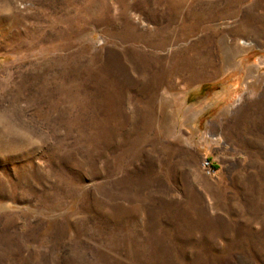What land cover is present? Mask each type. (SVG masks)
I'll return each mask as SVG.
<instances>
[{
  "label": "rangeland",
  "instance_id": "374dc122",
  "mask_svg": "<svg viewBox=\"0 0 264 264\" xmlns=\"http://www.w3.org/2000/svg\"><path fill=\"white\" fill-rule=\"evenodd\" d=\"M0 264H264V0H0Z\"/></svg>",
  "mask_w": 264,
  "mask_h": 264
},
{
  "label": "built area",
  "instance_id": "2783aa9c",
  "mask_svg": "<svg viewBox=\"0 0 264 264\" xmlns=\"http://www.w3.org/2000/svg\"><path fill=\"white\" fill-rule=\"evenodd\" d=\"M204 169L208 175H213L216 173V169L214 168L212 162L209 160H205Z\"/></svg>",
  "mask_w": 264,
  "mask_h": 264
},
{
  "label": "trees",
  "instance_id": "16d2710c",
  "mask_svg": "<svg viewBox=\"0 0 264 264\" xmlns=\"http://www.w3.org/2000/svg\"><path fill=\"white\" fill-rule=\"evenodd\" d=\"M213 166H214L215 169H217V166L216 165L213 164Z\"/></svg>",
  "mask_w": 264,
  "mask_h": 264
},
{
  "label": "bare ground",
  "instance_id": "6f19581e",
  "mask_svg": "<svg viewBox=\"0 0 264 264\" xmlns=\"http://www.w3.org/2000/svg\"><path fill=\"white\" fill-rule=\"evenodd\" d=\"M184 1V0H183Z\"/></svg>",
  "mask_w": 264,
  "mask_h": 264
}]
</instances>
